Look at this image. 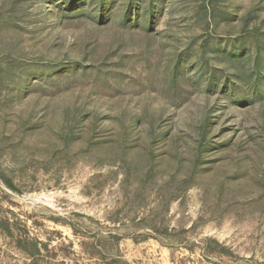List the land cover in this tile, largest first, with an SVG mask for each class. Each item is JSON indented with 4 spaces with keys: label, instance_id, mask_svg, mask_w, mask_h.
Masks as SVG:
<instances>
[{
    "label": "rangeland",
    "instance_id": "rangeland-1",
    "mask_svg": "<svg viewBox=\"0 0 264 264\" xmlns=\"http://www.w3.org/2000/svg\"><path fill=\"white\" fill-rule=\"evenodd\" d=\"M262 63L264 0H0V264H264Z\"/></svg>",
    "mask_w": 264,
    "mask_h": 264
},
{
    "label": "trees",
    "instance_id": "trees-1",
    "mask_svg": "<svg viewBox=\"0 0 264 264\" xmlns=\"http://www.w3.org/2000/svg\"><path fill=\"white\" fill-rule=\"evenodd\" d=\"M257 66V69H256V72H257V75H259L260 74V71H261V68L263 69L264 68V63H262V64H258V65H256ZM215 86V84L213 83L212 85H211V87H214Z\"/></svg>",
    "mask_w": 264,
    "mask_h": 264
}]
</instances>
